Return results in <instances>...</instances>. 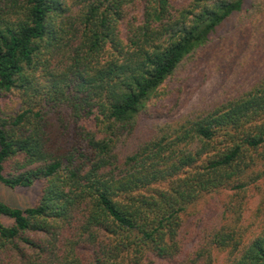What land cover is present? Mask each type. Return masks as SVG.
I'll return each mask as SVG.
<instances>
[{"label": "trees", "instance_id": "1", "mask_svg": "<svg viewBox=\"0 0 264 264\" xmlns=\"http://www.w3.org/2000/svg\"><path fill=\"white\" fill-rule=\"evenodd\" d=\"M242 13L245 47L264 36V0H0V185H41L32 207L0 201V264H264V75L119 150ZM205 198L217 223L187 251Z\"/></svg>", "mask_w": 264, "mask_h": 264}, {"label": "rangeland", "instance_id": "2", "mask_svg": "<svg viewBox=\"0 0 264 264\" xmlns=\"http://www.w3.org/2000/svg\"><path fill=\"white\" fill-rule=\"evenodd\" d=\"M177 1L181 4L188 0ZM243 16L244 13L227 21L207 45L197 50L166 81L141 114L135 134L119 146L123 154L148 138L158 124L207 111L246 91L264 75V36H256L245 47L234 41L238 38L236 27ZM40 195V184L16 189L0 185V201L14 208L32 207ZM255 204L256 200L251 203L247 216ZM219 207L215 200L205 198L189 211L185 224L187 251L195 248L203 230L217 223ZM0 221L6 226L12 225L8 217L0 215ZM223 257L220 254L219 260Z\"/></svg>", "mask_w": 264, "mask_h": 264}]
</instances>
